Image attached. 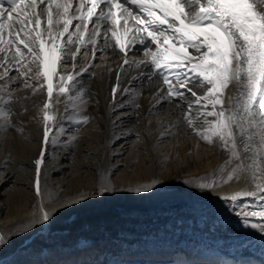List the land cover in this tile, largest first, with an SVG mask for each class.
<instances>
[{"label":"snow or ice","instance_id":"6c2138e0","mask_svg":"<svg viewBox=\"0 0 264 264\" xmlns=\"http://www.w3.org/2000/svg\"><path fill=\"white\" fill-rule=\"evenodd\" d=\"M141 54L146 59H139ZM109 57L116 63V83L110 89L109 111L114 114L110 143L119 139L115 130L121 117L138 115L142 90L153 83L154 103L147 115L157 114L164 104L173 105V114H179L157 144L171 138L183 120L186 133L197 137V148L204 142L227 157L213 173L183 182L216 192L223 184L244 179L243 189L216 194L245 226L264 232V222L251 223L253 218L264 221V0H0V135L9 129L24 131L12 122V104L20 103L16 88L23 87L32 96L46 93L39 117V154L33 161L38 214L30 223L47 222L59 208L94 197L117 191L142 193L160 183L154 177L118 188L111 179L114 169H98L95 191L81 190L61 199L62 187L54 190L48 183L52 170L42 174V166L56 158L57 149L78 142L70 126L78 132L93 119L83 114L95 69L101 67L93 61ZM69 65L71 71H60ZM230 86L236 88L233 97L226 94ZM60 97L65 114L56 121L53 109ZM124 108L133 111H119ZM136 138L140 139L138 134ZM166 160L161 161V170ZM10 161L9 153L5 166ZM5 243L6 234H0V244Z\"/></svg>","mask_w":264,"mask_h":264},{"label":"bare ground","instance_id":"6f19581e","mask_svg":"<svg viewBox=\"0 0 264 264\" xmlns=\"http://www.w3.org/2000/svg\"><path fill=\"white\" fill-rule=\"evenodd\" d=\"M138 58L146 59L142 54ZM113 59L93 61L101 67L95 69L90 101L83 113L93 119L78 132L75 125L70 126L69 132L79 137L78 142L57 149L56 158L47 159L42 166V174L52 170L48 183L54 190L62 187L61 199L81 190L95 191L100 178L98 169H114L111 179L118 188L147 183L154 177L160 183L142 193L117 191L70 208H59L49 221L31 224L38 214V208H34L38 198L33 186V161L39 154V117L46 93L32 96L27 89L16 88L20 103L12 104V122L24 131L9 129L0 135V234H6L7 239V243L0 244V264H173L176 252L185 251L194 256L197 264H221L226 257L235 260V264H264V232L245 226L231 205L216 194L241 190L245 180L230 181L216 192L201 191L183 182L213 173L226 154L204 142L197 148V137L186 133L183 120L171 138L157 144L161 133L179 114H173V105L164 104L157 114L147 115L154 103L153 83H147L142 90L140 107L135 109L138 115L122 116V123L115 130L119 139L110 143L114 116L109 111L110 89L116 83ZM109 63L114 69L111 81ZM71 70L70 65L60 69ZM127 85L126 79L124 86ZM235 93L234 86L226 90L228 97ZM53 111L59 121L65 114L64 97H60ZM119 111L131 114L133 109ZM9 153L11 161L5 166ZM230 169L231 166L224 175ZM260 222L264 221L251 220Z\"/></svg>","mask_w":264,"mask_h":264}]
</instances>
